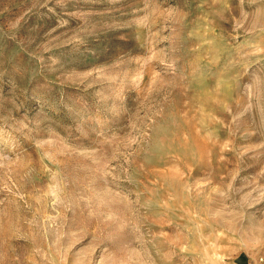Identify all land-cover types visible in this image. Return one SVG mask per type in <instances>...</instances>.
<instances>
[{"label":"rangeland","instance_id":"1","mask_svg":"<svg viewBox=\"0 0 264 264\" xmlns=\"http://www.w3.org/2000/svg\"><path fill=\"white\" fill-rule=\"evenodd\" d=\"M0 264H264V0H0Z\"/></svg>","mask_w":264,"mask_h":264}]
</instances>
